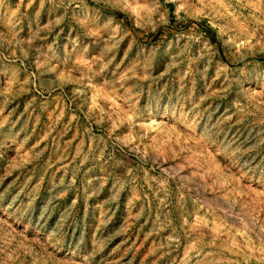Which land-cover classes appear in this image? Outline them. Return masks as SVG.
Listing matches in <instances>:
<instances>
[{"label": "rangeland", "instance_id": "rangeland-1", "mask_svg": "<svg viewBox=\"0 0 264 264\" xmlns=\"http://www.w3.org/2000/svg\"><path fill=\"white\" fill-rule=\"evenodd\" d=\"M0 264H264V0H0Z\"/></svg>", "mask_w": 264, "mask_h": 264}]
</instances>
